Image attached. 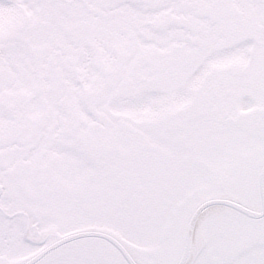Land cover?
<instances>
[{"label": "snow or ice", "instance_id": "1", "mask_svg": "<svg viewBox=\"0 0 264 264\" xmlns=\"http://www.w3.org/2000/svg\"><path fill=\"white\" fill-rule=\"evenodd\" d=\"M0 264H264V0H0Z\"/></svg>", "mask_w": 264, "mask_h": 264}]
</instances>
